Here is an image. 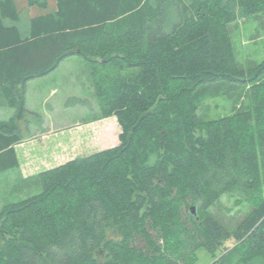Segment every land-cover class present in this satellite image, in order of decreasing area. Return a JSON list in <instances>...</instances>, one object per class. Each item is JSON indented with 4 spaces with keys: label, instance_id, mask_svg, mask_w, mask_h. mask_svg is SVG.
<instances>
[{
    "label": "trees",
    "instance_id": "1",
    "mask_svg": "<svg viewBox=\"0 0 264 264\" xmlns=\"http://www.w3.org/2000/svg\"><path fill=\"white\" fill-rule=\"evenodd\" d=\"M55 1L0 0V107L15 111L0 174L20 168L27 82L71 56L120 144L38 173L39 194L3 206L0 264H196L201 249L264 264V61L241 68L230 33L264 0ZM217 84L248 87L250 107L202 120L199 90ZM227 194L252 207L233 230L210 213Z\"/></svg>",
    "mask_w": 264,
    "mask_h": 264
},
{
    "label": "rangeland",
    "instance_id": "2",
    "mask_svg": "<svg viewBox=\"0 0 264 264\" xmlns=\"http://www.w3.org/2000/svg\"><path fill=\"white\" fill-rule=\"evenodd\" d=\"M15 3L19 10L28 8L26 0H15ZM55 6L56 1L49 0V11L56 9ZM43 13L36 7L29 9L31 17ZM230 33L241 68H251L264 61V13L233 23ZM248 93V87L239 85L217 84L201 89L199 116L207 121L247 109L251 105ZM24 101L25 110L16 124L22 127L30 123L31 129H28L29 132L20 129V137L27 138L26 143L31 142L36 147L41 146V149L47 147L53 156L42 163L30 164L29 173L32 171L33 174L25 181L21 179L20 168L1 172L0 210L8 203L19 202L41 192L35 180L39 170H46L50 165L55 168L64 160L94 154L120 144L121 127L116 117L100 119L91 73L84 59L78 55L62 61L49 75L28 81ZM14 115L12 109L0 107V120H11ZM58 147L60 150H57ZM21 160L24 161L23 157ZM251 209L247 204H236V199L227 194L210 213L221 225L233 230ZM232 242L229 241L230 244ZM197 259L196 264L212 262L205 249L198 251Z\"/></svg>",
    "mask_w": 264,
    "mask_h": 264
},
{
    "label": "crops",
    "instance_id": "3",
    "mask_svg": "<svg viewBox=\"0 0 264 264\" xmlns=\"http://www.w3.org/2000/svg\"><path fill=\"white\" fill-rule=\"evenodd\" d=\"M104 120H101V121H104ZM19 127H20V129H22L24 131L25 130L28 131L29 128L31 129L30 123L29 124L28 123L24 124V125H22V127L19 125ZM25 140H27V138H25L19 144L14 146L15 153H16L17 159L19 161V165H20V173H21V176H22L21 177L22 181H25L26 179L31 177L32 174H33L32 171L29 173V171L31 170V168L29 166L30 164H33L34 162L36 164L37 163H42L43 160L46 161V160H48V158H51V156H53V152H50V150L47 147L44 148V149H41V146L36 147L35 145H32L31 142L29 144L26 143ZM59 148L60 147H58L57 150H60ZM48 150H49V152H48ZM36 152L38 154H36ZM25 153H26V155H24ZM21 157H23L24 161L21 160ZM70 160H72V159H70ZM66 162H67V160H64L62 162V164L66 163ZM26 167H27V169H26ZM51 167H52V165H50L49 167H46V170L51 169ZM44 170H39L37 172V174L42 172V171H44Z\"/></svg>",
    "mask_w": 264,
    "mask_h": 264
},
{
    "label": "water",
    "instance_id": "4",
    "mask_svg": "<svg viewBox=\"0 0 264 264\" xmlns=\"http://www.w3.org/2000/svg\"><path fill=\"white\" fill-rule=\"evenodd\" d=\"M192 212L196 214V207H192Z\"/></svg>",
    "mask_w": 264,
    "mask_h": 264
}]
</instances>
